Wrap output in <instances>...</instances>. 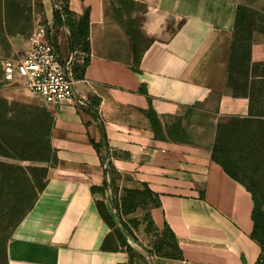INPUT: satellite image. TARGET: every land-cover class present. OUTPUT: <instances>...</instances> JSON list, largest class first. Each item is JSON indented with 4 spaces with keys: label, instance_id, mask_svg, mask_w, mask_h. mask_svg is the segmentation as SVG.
<instances>
[{
    "label": "crops",
    "instance_id": "crops-1",
    "mask_svg": "<svg viewBox=\"0 0 264 264\" xmlns=\"http://www.w3.org/2000/svg\"><path fill=\"white\" fill-rule=\"evenodd\" d=\"M242 1L67 0L87 15L88 51L71 50L66 24L52 26L75 74L71 102H41L58 174L12 228L1 264H137L102 247L109 227L88 180L102 175L96 145L147 188L153 225L175 238L177 256L147 264L258 263L251 193L212 159L218 121L264 112L227 81ZM249 62L264 64V32L252 33ZM19 93L0 90V99L20 103Z\"/></svg>",
    "mask_w": 264,
    "mask_h": 264
},
{
    "label": "rangeland",
    "instance_id": "rangeland-1",
    "mask_svg": "<svg viewBox=\"0 0 264 264\" xmlns=\"http://www.w3.org/2000/svg\"><path fill=\"white\" fill-rule=\"evenodd\" d=\"M45 5L51 12L46 13ZM241 7L238 30L245 41L253 30L264 32V0H243ZM56 10L64 13L55 0H0V77L3 63L22 56L32 30L37 25L48 26ZM63 19H68L72 28L80 27L69 16ZM12 89L19 90L21 100L15 102L20 103L0 104V122L4 113L8 117L6 124H0V264L12 227L47 178L58 174L56 156L48 147L51 118L42 99L31 95L22 82L0 83V90ZM252 93L255 103L264 104L263 88ZM218 124H230L222 141L221 160L259 200L257 215L264 240V112L254 110L246 117ZM96 147L101 154L102 175L88 180L113 222L105 247L125 250L137 264H147L154 255L174 254L173 236L154 226L149 216L155 204L153 196L130 174L114 169L113 152L103 153ZM257 264H264V246Z\"/></svg>",
    "mask_w": 264,
    "mask_h": 264
},
{
    "label": "trees",
    "instance_id": "trees-1",
    "mask_svg": "<svg viewBox=\"0 0 264 264\" xmlns=\"http://www.w3.org/2000/svg\"><path fill=\"white\" fill-rule=\"evenodd\" d=\"M55 2L61 3L62 10H63L64 13L63 14L60 13L61 9L60 10H56L54 12L55 14H54V19L52 20V26L54 27L55 25L57 26V25H61V24H66L67 27L69 28V33H70V42H71L70 43V47H71V50H77L78 52L86 53L88 51V40H87L88 21H87V15L84 14V15H82L80 17H76L75 15H73L68 10L67 0H55ZM241 9H242V7L240 5L238 10H237V14H236L235 29H234V36H233V44H232V49H231V53H230V56H229V62H228V65H227V71H228L227 81H228V84L231 87V90L233 92L241 91L242 94H245L246 96H248V98H249V100L251 102L254 101V103H255L256 102L255 101V94L252 93V92L256 88L257 89H260V88L264 89V80H260V78L258 79V77H263L264 76V64H251L249 62V44H250V40H251V35H252V33L255 30L250 32V34L245 39V41H244V39H241L239 37L240 33H239L238 29H239V19H240V10ZM68 16H69V19H71L73 21L72 23H74V21H77L76 23L80 24V27H78V25H76L74 28H72V26L70 25V22L67 21L68 19L67 20L65 19V21H63L64 20L63 18L64 17H68ZM56 21L59 22V23L55 24ZM243 41L245 43H243ZM249 70H252L251 74H250ZM71 71H72V74L75 77L74 68H72ZM0 104H6V101L0 99ZM6 117H7L6 113H4L3 116H2L0 124H6V121H7L6 119H8V117L7 118ZM236 119L237 118H231V119H229V121H233V120H236ZM151 120L155 124L153 118H151ZM229 126H230V124H217V126H216V134H215V138H214V143L212 145V159L215 162H217L223 168V170L225 171V173L227 175H229L231 178L239 181V179L236 176H234L233 174H231L228 171V169L226 168V165L221 160V157H223L222 156L221 145H222L223 138L227 134V130H228ZM4 127H7V126H4ZM154 131H155V134H156V129H154ZM0 142H1V137H0ZM48 147L50 148L49 142H48ZM43 185L41 186V188L43 187ZM246 188L250 191L251 196L253 198V203H254L253 212H252V216H251L252 217V221H253V228H252V232H251V238L256 241V243L258 244V246L260 248V253H261V251L263 250V246H264V240L261 238L262 226L258 223L259 215H257V211H258L257 208L259 207L260 203H259V200L256 198V196L253 194V192L247 186H246ZM91 191H92V189H91ZM32 202H31V204H32ZM97 205L99 207L100 215L102 216V218L104 219V221L106 222V224H107V226L109 227V230H110V228L112 226V223H113L111 221L110 216L107 214V212H105V210H103L102 204H101L100 201L97 203ZM28 208L26 209V211L28 210ZM23 214L21 215V217L23 216ZM19 219H18V221H19ZM16 223L14 224V226L16 225ZM165 229H167V228H165ZM169 233L172 235L171 232H169ZM108 235H107V237H108ZM107 237L105 238V240L103 242V245H102L103 249L110 250V251L117 250V249H109V248L105 247V243H106ZM174 241H175V238H174ZM174 246H175V253L174 254L163 255V256H167V257L177 256L178 252H177L176 243H174Z\"/></svg>",
    "mask_w": 264,
    "mask_h": 264
},
{
    "label": "built area",
    "instance_id": "built-area-1",
    "mask_svg": "<svg viewBox=\"0 0 264 264\" xmlns=\"http://www.w3.org/2000/svg\"><path fill=\"white\" fill-rule=\"evenodd\" d=\"M71 59L62 60L56 50L52 23L37 25L28 38L26 52L2 65L0 83L22 82L31 94L49 104L73 99Z\"/></svg>",
    "mask_w": 264,
    "mask_h": 264
}]
</instances>
